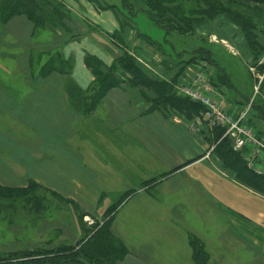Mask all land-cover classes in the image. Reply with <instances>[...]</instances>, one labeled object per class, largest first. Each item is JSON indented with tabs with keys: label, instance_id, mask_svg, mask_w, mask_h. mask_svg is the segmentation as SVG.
<instances>
[{
	"label": "rangeland",
	"instance_id": "374dc122",
	"mask_svg": "<svg viewBox=\"0 0 264 264\" xmlns=\"http://www.w3.org/2000/svg\"><path fill=\"white\" fill-rule=\"evenodd\" d=\"M59 1L64 5L69 31L58 28L54 32L49 23L38 24L26 16L0 22V84L19 86L5 90L15 100L25 99L31 91L30 84L45 76L52 65L69 71L73 63L69 52L86 54L85 40L93 42L89 51L106 49V54L111 52L114 59L122 55L112 45L114 41L110 44L107 34L93 22L96 15L105 14L116 22H127L121 0ZM147 1L129 0L134 5L136 24L131 23L133 31H127L124 43L118 38L120 45L149 75L162 80L178 75L181 63L191 59L192 63L185 66L176 80L175 91L183 96L184 85L203 77L219 94H224L227 112L244 113L251 103L248 124L264 137V120L258 117L257 109L264 107V51L254 54L233 18L249 13L255 23L252 7L227 0H154L157 7L167 9L166 19L153 13L162 28L149 21L145 13L150 11ZM255 2L264 10V0L250 1ZM256 24V31L263 30L264 25ZM261 35L256 41L258 50H264V34ZM115 37L117 43V32ZM200 51L210 52L211 60H198L195 52ZM222 70L230 77L231 84L226 89L216 81ZM258 75H262L261 82L254 80ZM122 88L117 91L118 98L140 97L144 102L140 113L155 98L146 89L130 85ZM73 89L69 91L78 97L73 98L75 113L81 110L89 115L101 106L103 99L96 96L97 84L85 93ZM164 106L153 104V111L142 116L126 118L117 114V130L93 119L87 122L90 130H84L82 136L88 138H81L86 142L80 143L91 147L105 165V169L94 167L91 161L89 169H84L80 162L75 163L73 175L76 180L90 183L84 186L90 189V197L83 195V186L75 184L68 185L66 192L58 186L42 184L22 193V197H0V259L74 247L94 239L101 228L108 226V241L121 242L127 253L123 257L117 254L116 264H195L193 244L201 247L206 264H264V252L238 243L231 234L239 237L230 226L229 213L211 200L204 184L194 183L193 179L197 175L194 165L201 159L203 165L228 178L236 179L241 165L234 170L211 150L210 132L205 124L200 126L193 116ZM133 109L139 113L134 106ZM73 122L76 130L78 123L76 119ZM260 140L264 143V138ZM72 141L79 143L73 136ZM241 154L248 167L244 152ZM77 156L80 159V154ZM203 171L199 169L198 173L202 175ZM4 185L27 188L21 184Z\"/></svg>",
	"mask_w": 264,
	"mask_h": 264
},
{
	"label": "crops",
	"instance_id": "0c3cea01",
	"mask_svg": "<svg viewBox=\"0 0 264 264\" xmlns=\"http://www.w3.org/2000/svg\"><path fill=\"white\" fill-rule=\"evenodd\" d=\"M93 20L105 35L120 31V21H114L110 14L96 15ZM91 43L93 42L85 40L83 44L88 50L86 54L80 52L74 55L69 52V57L73 59L69 81L67 77L57 74L46 79L39 78L34 84H30L31 91L27 97L19 100L5 92L19 86L0 84V123H3V126H0V185L26 186L33 182L39 185L58 186V189L66 192L68 185L75 184L83 186V195L90 197V189L84 187L90 183L84 179L76 180L73 175L75 163L80 162L84 169H89L88 163L91 161L94 167L105 169V165L103 159L98 158L91 147L80 143L86 142L81 138H88L82 136V132L89 127L87 122L93 119L117 130V114L129 118L153 111L150 106L152 104L147 103L148 107L143 108L140 113L139 107L144 105L140 97L118 98L117 91H122L123 85L110 91L101 101V106L89 115L75 113L74 99L69 88L85 93L95 83L93 73L85 64V57L94 56L108 67L114 62L113 54L111 52L106 54V49H100L103 56L100 55L99 49L89 51ZM261 76L258 75V79L256 77L254 80L261 82ZM219 96L224 103V94ZM16 102L22 105L15 104ZM74 119L79 126L76 130L74 122L72 123ZM9 121L12 124L8 125ZM85 126L86 129H83ZM72 136L79 140L78 144L72 141ZM61 139L67 141L62 142ZM246 153L244 152L245 162ZM77 154H80V159ZM202 162L203 159L194 165L195 172L197 171L193 178L194 183L204 184L209 189L211 200H214L222 211L229 213L230 226L239 233V237L232 232L231 234L239 241L238 243L246 244L247 249L264 252V194L242 185L233 177L223 176ZM199 169H204L202 175L198 173Z\"/></svg>",
	"mask_w": 264,
	"mask_h": 264
},
{
	"label": "trees",
	"instance_id": "16d2710c",
	"mask_svg": "<svg viewBox=\"0 0 264 264\" xmlns=\"http://www.w3.org/2000/svg\"><path fill=\"white\" fill-rule=\"evenodd\" d=\"M227 1L228 3H236L238 5L245 6L246 8L252 7L250 9L256 16L255 21L259 22L261 25H264V10L262 7L260 8L259 2L250 3V1L253 0ZM121 3L123 8L122 11L127 22H120V31L117 32V43L114 40L116 38V33L111 35L107 34V39L109 40L110 44L114 41L115 45L113 43L112 45L114 47L116 46L117 48H115L122 55L114 59V62L110 67L105 66L102 61L94 56L87 55L85 57V64L93 73L95 77V84L98 86L96 96L100 95L97 97L104 99V97L113 89L122 85H130L134 88H139L142 90L146 89L152 93L155 96L154 99L150 100L152 107L153 104H162L163 106L165 105L164 107L167 106L170 109L176 110L188 117L193 116V118H195L199 116L200 113L205 111V107L199 103L191 101L185 96L179 95L174 88L176 80L178 77H180L182 71L185 70V66L192 63V60L190 59L189 63L186 64L182 62L184 64L181 63L179 74L174 76L172 79L170 78L169 80H162L159 79L158 76L149 75L144 67L138 64L134 56L129 54L127 49L120 45L118 41V38L121 37L124 43L125 37L128 34L127 31H133V26L131 23L136 24V15L133 13L134 5L130 3L129 0H121ZM250 4L253 6H250ZM146 5L147 9L150 11L145 12V10H143V12L146 13L149 21L156 26L163 28L164 26L160 24L159 19L155 17L153 13L155 12L159 17L163 16V19H166L164 15L167 9L165 10L162 7H157L158 4H156L154 0L147 1ZM64 10V5L61 4L59 0H0V22L7 23L13 17L26 16L30 21L38 24L44 21L49 23L51 30L54 32H56L58 28H61L64 31H69L71 28L68 22V17L66 16ZM229 10L230 8L227 11L230 12ZM39 13H42L43 16ZM251 17L249 13H239L238 15H234L233 18L234 22H236L237 25L243 30L244 36L246 38L245 41L250 44L249 47L254 52V54H261L264 50H258L259 44L256 41L259 36H262L261 34H264V28L263 30L256 31L257 24L255 25L256 22H251ZM178 31L180 32L182 29L180 28ZM81 38V36L76 37L77 40H80ZM195 54L198 60H202L204 62H209L211 60L210 52L208 53L206 51H200L197 53L195 52ZM51 67L53 69L51 68L47 74L45 76H41V78L46 79L57 74L67 77L68 81L70 80L73 63L69 71H62L63 68H57L58 66L56 65H52ZM221 73L222 74L217 76L216 81L218 80L217 83L220 84L221 87L223 86L224 88H228L231 84L230 77L223 70ZM213 85L215 86L217 84L214 83ZM70 93L72 94L71 96L76 99L77 95H75L74 92ZM78 94L80 95L79 92ZM257 109L260 112L258 117L260 120H264V107L262 109L261 107H257ZM76 111L83 114L81 110ZM92 111L93 110H91V112ZM208 135L209 142L212 144V147L214 146L215 154H217L228 167L235 170L237 166L241 165L242 169L239 168L241 171L237 172L238 175L236 180L242 185L249 187L258 193L264 194V176L253 173L244 163L242 154L233 151L232 142L228 138L225 129H214L208 133ZM257 137L259 139L264 138L261 132H257ZM34 187L37 189L40 186L39 184L33 182L29 183L26 189L17 187H4L3 185H0V197L4 196V194H18L20 195L18 197H22V193L28 192L31 190L30 188ZM108 233V226H105V228H101L98 231L97 236L94 239L88 240L83 244L79 243L74 247H61L39 255L24 254L20 258H13L11 260L0 259V264H116L118 259L117 254L122 257L124 255L126 256V249H124L122 243L119 241H117V244H114L112 241L109 242L107 239ZM192 246L195 249V264H206L203 260L204 256L201 247H195L197 245L194 244Z\"/></svg>",
	"mask_w": 264,
	"mask_h": 264
},
{
	"label": "built area",
	"instance_id": "2783aa9c",
	"mask_svg": "<svg viewBox=\"0 0 264 264\" xmlns=\"http://www.w3.org/2000/svg\"><path fill=\"white\" fill-rule=\"evenodd\" d=\"M205 80L198 76L197 80H194L192 84L184 85L182 89L184 96L205 107V111L196 117L198 124L200 126L205 124L208 131L225 129L232 142L233 151L247 152L248 167L258 175L264 176V143L257 137L256 130L248 124L247 112L251 103L244 113H229L219 93ZM211 150H214V146Z\"/></svg>",
	"mask_w": 264,
	"mask_h": 264
},
{
	"label": "bare ground",
	"instance_id": "6f19581e",
	"mask_svg": "<svg viewBox=\"0 0 264 264\" xmlns=\"http://www.w3.org/2000/svg\"><path fill=\"white\" fill-rule=\"evenodd\" d=\"M184 96V95H183ZM212 148V147H211ZM253 171V170H252ZM254 172V171H253ZM258 175V174H257ZM261 176V175H260Z\"/></svg>",
	"mask_w": 264,
	"mask_h": 264
}]
</instances>
